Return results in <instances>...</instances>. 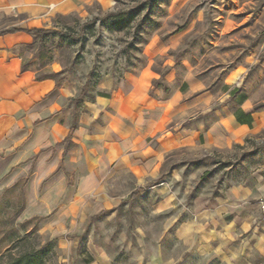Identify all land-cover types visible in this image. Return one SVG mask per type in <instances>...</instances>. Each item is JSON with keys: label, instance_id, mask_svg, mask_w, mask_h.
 I'll list each match as a JSON object with an SVG mask.
<instances>
[{"label": "crops", "instance_id": "obj_1", "mask_svg": "<svg viewBox=\"0 0 264 264\" xmlns=\"http://www.w3.org/2000/svg\"><path fill=\"white\" fill-rule=\"evenodd\" d=\"M93 1L0 0V31L12 28L2 29L14 17L22 26L13 28L39 29L50 5L69 13ZM30 38L23 31L0 35V193L28 178L22 217H41L40 231L56 240L67 233L84 234L112 208L109 188L117 182L128 178L134 184L131 199L170 163L172 181L189 189L180 165L214 149L230 150L264 128L263 114L243 104L231 112L224 104L232 95H215L199 82L185 91L155 88L160 77L151 66L126 74L116 87L105 77L100 89L109 97L97 96L91 105L95 116L105 114L104 124L97 131L78 126L66 106L74 97L67 87L23 70L14 50ZM241 112L252 118L251 125L238 122ZM70 145L69 164L83 162L84 174L64 162ZM263 198V177L195 196L187 213L166 222L178 232L166 230L150 264H264ZM172 206L169 194L152 209L169 212Z\"/></svg>", "mask_w": 264, "mask_h": 264}, {"label": "rangeland", "instance_id": "obj_2", "mask_svg": "<svg viewBox=\"0 0 264 264\" xmlns=\"http://www.w3.org/2000/svg\"><path fill=\"white\" fill-rule=\"evenodd\" d=\"M54 9L48 7L39 28L49 33L43 44L30 35L14 52L36 78L58 75L54 81L74 96L66 106L71 117L76 116V125L97 131L105 114L95 116L91 105L101 92V81L111 77L116 87L126 74H138L146 66L159 75L160 89L184 84L189 88L199 82L215 95L236 90L224 106L233 112L243 104L264 115V0H94L80 11ZM110 15L116 16L107 19ZM21 26L14 17L2 29ZM86 85L84 101L75 105L72 101ZM73 150L70 145L64 162L84 174L83 162L69 164ZM169 166L166 163L160 178L137 191L134 200L130 194L135 186L128 178L109 188L108 200L114 206L84 234L67 233L56 240L41 231L38 238L32 235L19 242L14 253L37 256L43 251L46 264H150L166 230L178 232L166 222L187 213L195 196L218 194L230 182L264 178V128L230 150L214 149L180 165L188 174L184 181L189 189L184 182L172 181ZM169 194L171 211L152 209ZM23 221L21 216L17 224ZM49 241L56 242L54 250L47 247ZM8 259L3 253L0 264Z\"/></svg>", "mask_w": 264, "mask_h": 264}, {"label": "trees", "instance_id": "obj_3", "mask_svg": "<svg viewBox=\"0 0 264 264\" xmlns=\"http://www.w3.org/2000/svg\"><path fill=\"white\" fill-rule=\"evenodd\" d=\"M115 16L116 15H110L107 17V19L113 18ZM22 31L33 36L35 39H40V44H43L45 38L49 34L48 31L42 29L21 30L14 28L1 32L0 35L14 34ZM142 63L145 64V59L142 60ZM23 70H27L25 66H23ZM57 76V74H54L48 79L55 80ZM37 79L43 80L44 78ZM160 81L161 80L154 81V87H161ZM56 86L60 88L61 82L56 81ZM181 89L182 91H185L187 89V84H184ZM164 90L168 91L167 88ZM86 91L87 85L84 87L82 95L78 99H74L72 102L75 105L81 101L83 102L87 93ZM237 93L238 91H233L232 97ZM97 96L109 97L108 94L102 92L98 93ZM237 120L240 123H247L249 125L252 123V118L243 112L238 114ZM73 122H76V116L73 117ZM27 182L28 178L20 179L11 187L6 188L0 195V255L6 252L9 258L8 261L3 264H46V260L43 257V251H39V253L36 254L37 256H32V254L18 255L14 253L16 245L19 242L29 239L32 235H35L38 238L39 233L41 232L39 228V224L43 220L41 217H33L17 224V220L26 210L27 203L24 189ZM137 195L138 193L134 192L131 195V200L136 199ZM46 244L47 247H49L51 250H54L56 242L49 241Z\"/></svg>", "mask_w": 264, "mask_h": 264}, {"label": "built area", "instance_id": "obj_4", "mask_svg": "<svg viewBox=\"0 0 264 264\" xmlns=\"http://www.w3.org/2000/svg\"><path fill=\"white\" fill-rule=\"evenodd\" d=\"M260 209L264 212V198L259 201Z\"/></svg>", "mask_w": 264, "mask_h": 264}]
</instances>
